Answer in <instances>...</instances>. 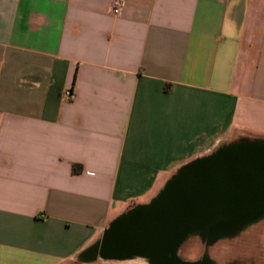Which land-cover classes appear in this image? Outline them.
Wrapping results in <instances>:
<instances>
[{"label": "crops", "instance_id": "0c3cea01", "mask_svg": "<svg viewBox=\"0 0 264 264\" xmlns=\"http://www.w3.org/2000/svg\"><path fill=\"white\" fill-rule=\"evenodd\" d=\"M113 1L0 0V264H150L89 255L188 164L264 142V0Z\"/></svg>", "mask_w": 264, "mask_h": 264}, {"label": "water", "instance_id": "95a60500", "mask_svg": "<svg viewBox=\"0 0 264 264\" xmlns=\"http://www.w3.org/2000/svg\"><path fill=\"white\" fill-rule=\"evenodd\" d=\"M226 215L242 217L238 227L264 217V142L225 146L188 164L151 204L117 219L89 257L197 264L179 259V246L196 231L199 217L218 226L217 217Z\"/></svg>", "mask_w": 264, "mask_h": 264}, {"label": "flooded vegetation", "instance_id": "af4514ba", "mask_svg": "<svg viewBox=\"0 0 264 264\" xmlns=\"http://www.w3.org/2000/svg\"><path fill=\"white\" fill-rule=\"evenodd\" d=\"M208 219V217H206ZM221 219L218 226L202 222L203 217H199L200 223L196 231L191 235L197 238L200 245L197 264H245L247 258L244 256L245 243L243 238L248 229L254 228L263 219L245 224L241 227L242 217H217ZM238 230H233V227ZM218 236L217 239H214ZM190 237V236H189ZM256 243V238H253ZM215 247H217L215 249ZM214 249V250H212Z\"/></svg>", "mask_w": 264, "mask_h": 264}, {"label": "rangeland", "instance_id": "374dc122", "mask_svg": "<svg viewBox=\"0 0 264 264\" xmlns=\"http://www.w3.org/2000/svg\"><path fill=\"white\" fill-rule=\"evenodd\" d=\"M262 221L257 224L258 226L253 228L259 229L253 236V238H256V243L252 241L253 238H243V241L246 242L244 252L246 250L248 253L245 264H264V222ZM199 249L200 245L197 242V238L190 236L179 246L177 256L185 262H195L199 256ZM217 261L219 264H222L219 260Z\"/></svg>", "mask_w": 264, "mask_h": 264}, {"label": "built area", "instance_id": "2783aa9c", "mask_svg": "<svg viewBox=\"0 0 264 264\" xmlns=\"http://www.w3.org/2000/svg\"><path fill=\"white\" fill-rule=\"evenodd\" d=\"M124 4V0H114L113 3H112V13L114 15H117L119 14L122 6ZM74 98V94L72 91L70 90H67L64 92L63 94V100H72Z\"/></svg>", "mask_w": 264, "mask_h": 264}, {"label": "trees", "instance_id": "16d2710c", "mask_svg": "<svg viewBox=\"0 0 264 264\" xmlns=\"http://www.w3.org/2000/svg\"><path fill=\"white\" fill-rule=\"evenodd\" d=\"M130 212V211H129ZM111 227V226H110ZM110 227L105 231V233H104V236H105V234L108 232V230L110 229ZM104 236H103V238H104ZM102 238V239H103Z\"/></svg>", "mask_w": 264, "mask_h": 264}]
</instances>
